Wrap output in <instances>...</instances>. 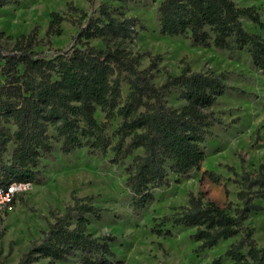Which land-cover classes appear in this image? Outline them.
Here are the masks:
<instances>
[{"label": "trees", "instance_id": "obj_1", "mask_svg": "<svg viewBox=\"0 0 264 264\" xmlns=\"http://www.w3.org/2000/svg\"><path fill=\"white\" fill-rule=\"evenodd\" d=\"M12 1L17 0H0V7ZM88 1L92 5L97 1L92 14L73 7L79 13V30L66 50L45 55L35 50L30 35H21L10 48L0 43V186L14 181L42 183L40 160L53 149L48 133L52 126L63 154L87 144L90 154L110 150L112 162L118 163L140 150L124 171L132 207L142 209L154 199V189L170 184L169 171L183 175L199 167L205 157L202 143L212 125L211 108L227 88L225 74L192 71L185 64L179 74L167 73L156 85L153 79L160 56H153L145 68L139 67L143 54L125 46L137 34L136 19L108 3L123 0ZM157 10L160 35L180 36L203 47L245 49L264 75V37L246 31L240 20L246 17L264 29L253 6L240 7L232 0H160ZM62 20L52 13L46 34H60ZM91 40L100 44H91ZM121 76L129 88L122 103ZM176 88L185 101L180 108L164 100ZM97 108L104 112L102 122L95 117ZM111 110L121 119L115 142L107 134ZM6 123L14 127L12 132ZM9 142L13 147L4 161ZM203 174L221 183L215 171ZM233 175L232 181L239 186L238 203L220 205L203 192H189L186 204L153 219L152 231L171 236V229L163 227L166 223L191 227L197 252L238 237L210 264H222L223 257L231 264H264V246H257L254 229L244 225L251 212L262 210L256 200H264V161L253 172L233 170ZM223 187L227 196L228 189ZM94 198L72 193V203L62 213L50 211L52 221L47 229L16 264H121L110 246L116 237L94 236L87 229L89 216L101 218L102 209Z\"/></svg>", "mask_w": 264, "mask_h": 264}, {"label": "rangeland", "instance_id": "obj_2", "mask_svg": "<svg viewBox=\"0 0 264 264\" xmlns=\"http://www.w3.org/2000/svg\"><path fill=\"white\" fill-rule=\"evenodd\" d=\"M237 6H253L264 23V0H232ZM97 2V1H96ZM88 0H17L0 7V43L10 48L21 35L35 39L37 51L52 55L57 50H66L74 43L79 30L73 9L93 13L97 4ZM160 0L108 1L126 17L136 19L137 34L128 39L125 46L134 53L143 54L140 68H145L153 56L159 55L157 72L153 82L162 83L166 74H179L188 64L192 71L224 73L227 85L217 97L212 111V125L202 147L205 157L198 168L186 174L169 171L170 184L153 190L154 199L142 209H133L132 194L125 185L124 167L131 155L118 163L112 162V152L90 154L87 144L63 154L60 142L52 126L48 128L53 149L40 160L43 181L33 184L27 193L16 195L13 202L0 210V262L16 264L30 243L39 238L52 221L50 211L63 212L72 203L71 194L83 197L94 195V203L102 209L101 218L89 216L88 231L94 236L111 235L116 240L110 243L121 264H210L212 259L223 254L230 243L238 237L220 241L216 246L197 252L198 242L190 238L191 227H171V236L157 235L152 231L154 218L170 215L173 207L187 203L188 193L203 192L205 197L223 205L227 201L238 203L239 189L233 182V170L253 172L264 161V75L252 62L248 52L238 49H219L193 44L180 36L158 33ZM52 13L63 17L60 34L47 35L46 30ZM249 33L264 37V29L246 17L240 18ZM91 44L100 42L91 40ZM119 102L129 94L126 77L121 76ZM180 89H172L164 95L168 106L180 108L185 101L180 98ZM95 117L104 120V112L97 108ZM120 117L109 112L107 134L115 142L116 127ZM9 132L14 127L6 123ZM13 145L8 143L3 160L10 157ZM232 167L233 170L230 169ZM213 170L221 176V183L211 182L204 171ZM223 184L228 189L225 196ZM256 203L262 210L251 212L244 225L253 228L257 246H264V200ZM75 260V258H73ZM63 264V263H58ZM70 264V263H66ZM222 264H231L223 257Z\"/></svg>", "mask_w": 264, "mask_h": 264}, {"label": "built area", "instance_id": "obj_3", "mask_svg": "<svg viewBox=\"0 0 264 264\" xmlns=\"http://www.w3.org/2000/svg\"><path fill=\"white\" fill-rule=\"evenodd\" d=\"M32 185L31 181H14L0 186V210L5 209L16 195L27 193Z\"/></svg>", "mask_w": 264, "mask_h": 264}]
</instances>
